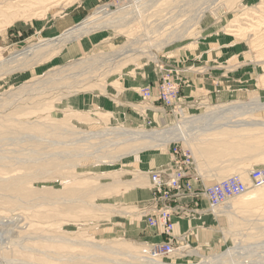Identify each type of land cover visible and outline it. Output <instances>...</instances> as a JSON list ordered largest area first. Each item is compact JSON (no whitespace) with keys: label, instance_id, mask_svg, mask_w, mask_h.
I'll return each instance as SVG.
<instances>
[{"label":"rangeland","instance_id":"1","mask_svg":"<svg viewBox=\"0 0 264 264\" xmlns=\"http://www.w3.org/2000/svg\"><path fill=\"white\" fill-rule=\"evenodd\" d=\"M10 1L12 3V0ZM10 1H3L0 4V23H3L4 17H8L11 13H14L13 9L5 13L3 12L9 7H15ZM32 1L26 4L29 5ZM129 1L121 0L119 4H116V1L113 0H78L62 10V13L59 15H55V13L60 10L54 8L49 9L45 13H39L44 10H38L31 14L29 13L18 17L11 21V25L0 29V60L40 40H48L62 35L63 31L84 21L102 6H108L112 12H116L122 5L129 4ZM141 1L137 5L139 7L128 8L125 14L116 16L120 18L124 15L131 21L128 24H125L126 20H124L123 23L118 24L119 26L115 24L116 28L99 29V31L90 32L62 46L57 54L50 59L46 55L40 61H37L35 58H28V61L26 60L27 62L25 61V64L19 70L10 72L8 71L9 67L1 68L2 70L4 69V71L0 69V74H3L0 77V95L3 94L2 98H5V93L13 91L16 88L21 89L26 83V85H31L34 82H38L35 85L38 87L42 85L38 88V91H33V94H26V97L21 94V99L19 98L18 101H15L16 99L13 98L8 102H3V99V103L0 102V122L3 115L8 121V118L21 114L20 117L18 116L21 123L45 121L44 123H47V125L50 124V127L55 125V128L58 126L57 124H62L61 121L64 117L71 116L70 122L72 126L69 127L71 130L78 129L97 132L105 128L123 127L139 131H159V128H152L145 124L128 125L127 123L119 121L116 115L111 114L112 111H107L108 109L104 110V107L101 106L96 107V104L93 103L96 101L101 103V100H107L111 104L117 101L122 105H126L129 102V105H135L136 110H138V107L141 110L144 104L137 93L140 91V88L127 92L122 88L119 80L125 76L134 77L135 71L141 72L143 69L151 70L155 77L154 84L147 86L152 91L153 96H155L157 85L165 76L175 83H178L180 88L178 78L181 77L182 71L187 69L189 74H192L191 79L193 81L197 79V76L201 78L194 83L200 89L196 91L198 96H200H197L198 98L228 100L232 101V105L238 103V105H251L257 99L258 102L264 104V0ZM3 3L5 4L3 5ZM21 8V5L16 6L14 10H21ZM243 16L248 17L253 23L256 22V24H251V21L239 20ZM106 19V17H102L92 21H97L95 24L100 25ZM235 20L239 21L238 30L241 29L240 32L244 31L239 34L238 38L225 32ZM91 37L100 38L99 43L92 45L87 50H79V47L77 48L78 43L84 42L85 39ZM137 41L138 44L134 45V47L136 46L135 48H144L143 50H145L147 46L151 50V54H154V57L144 54H140L141 56L136 55L132 60H128L129 63L127 62L125 66L121 65L120 67L117 65L111 66L110 63L100 66L93 64L95 60L106 58L110 53L121 50L125 45H131V43ZM72 47H76L75 49L77 50L75 52L72 51ZM91 58L94 61H89ZM81 59L84 60L83 63L78 65L71 64ZM80 69L84 74H80ZM56 71H60L61 76H66L70 73L76 76L74 78L69 77L70 79L67 78L60 82L54 81L52 83H46L49 77L53 76ZM85 72L88 73L85 74ZM48 84H51L53 87L51 85L49 87ZM127 93H133L135 95L133 102L126 101L124 95ZM182 96L183 93L180 88L177 101H181ZM89 100H92L91 103ZM19 102H23L24 105ZM14 104L19 106L14 108ZM127 108L129 109L128 112H130L131 109L129 106ZM244 118L246 120H252L250 116H248V119L247 116H244ZM252 118L264 121V110L253 112ZM3 135H1L2 139L0 140H7L0 143V159L5 156H16V153L7 154V151L17 149L16 142L11 140V137L16 138V135L12 133H4ZM230 135H238V137H233L236 140L234 141V147L241 145L243 147L244 145L250 146L249 150L244 148L242 156H234V158H249L251 161H254L253 166L249 167L248 171H244L243 169L235 171L231 176L242 173L244 175L242 179L249 182V171L255 168L264 170V130L252 129L249 131H238V133L233 131ZM22 137L25 136H18L21 140ZM59 137L52 136L50 139L66 142V145L64 144L65 146L62 145L61 147L60 145L59 147L47 148V143H42V145L39 143L40 148L44 147L46 153L47 151L51 153L54 150L59 153L63 149L65 151L68 149L69 152L78 148V144L76 145L73 141H70L72 139L71 135H67L65 139ZM68 142L69 144H67ZM19 145L22 150L26 148V150H23L25 152L24 154H26L27 150L32 148L33 143L28 141L27 138H23ZM126 146H120L116 149L106 148V150H109V154L111 155H117L118 153L127 152L130 147ZM152 150L157 155H160L163 148L156 147L152 148ZM243 152H249V154L243 155ZM71 156L69 155L65 158L66 160L64 158L60 160L58 157H56L57 159L53 157L54 159L52 160L56 161L54 164L58 165L57 170H53L51 165H47V170L43 167L40 174L36 172L35 174L38 177L39 175L41 176L39 178L37 177V179L35 178L33 182L31 181V184H28V187L30 186L31 188L26 186L24 191L25 195L23 196L24 199L20 191L17 194L8 188L7 183L0 182V194L2 195V198H0V215L2 217H11L17 214L24 215L30 221L34 220V223L48 228L52 234L55 230V233L71 238L80 237L81 234H84L85 236L83 237L85 238L91 237L103 243H120V246L131 251L140 252V250L146 249L150 245L149 243L136 240L131 235H128V233L123 235L127 229L132 227L142 235L148 231V228L139 219L132 222L130 219L131 217H139L141 219L139 213L142 208L154 204L150 182L148 184L146 178L156 171H143L142 165L140 164H143L144 151L139 155L136 153L133 157L125 155L119 160L107 163L106 161H96L95 158H87L78 162L76 167H73V164L76 162L75 157L72 158ZM18 158L23 160L21 156ZM15 163L16 161L13 159L6 162L9 171H20L19 168L22 164L18 165ZM61 163L64 164L62 165L65 168L60 167L62 166ZM49 166L50 168H48ZM34 170L32 171L33 173ZM23 171L32 176V172L25 170H21V174L24 173ZM14 173L12 172L11 174ZM86 181L92 182V184L90 183L91 186L89 189L77 186L81 182ZM63 186L67 188L65 189ZM96 186L97 188H95ZM69 187L71 188L70 190L68 189ZM31 189L33 192L30 191ZM63 189H65V192H63ZM139 191H147L152 196L150 201L147 203L141 201ZM65 195L68 196L66 197ZM11 196H16V198H11ZM40 197H45L47 200L53 201L52 204L54 206L46 205L48 203L45 200V208L50 206L49 209L53 210V213L46 214L50 210L47 209L46 212V209L44 208L42 210L41 206L39 210L35 208L36 210L34 209L32 213L31 209H28L30 203L24 205V202H29L31 199L33 201L35 200L33 202L34 205L42 203L43 198L40 201ZM9 198L17 200L14 201L16 203H8ZM64 198L65 200H79L76 203L69 202V205L66 204L65 206ZM241 199L243 201L245 200V202ZM80 200L87 203V205L83 207ZM234 202L238 205L232 209L235 210L233 213H231L232 210L228 211L232 216H227L228 219H235H232L233 224L231 226L226 215L222 214L223 210L221 206L214 211L212 210L213 212L207 209L209 215L217 220L218 226L212 230L213 239L211 241H207V243H204L205 245L199 242L203 245L202 252L197 251L199 252L197 253L187 243H182L179 245L181 249L178 253L164 259L160 258V260L166 264H197L204 261L205 258L222 255L227 249L236 244H240V240L242 242L244 241L243 243L263 241L264 186L258 188L257 191H251L247 195L235 199ZM19 203L22 205L21 208H18ZM55 204L57 205L55 206ZM93 204L101 207V211L94 210L90 206ZM239 204L243 207L241 205L239 206ZM52 206L54 209H52ZM169 206L173 207L174 205L169 204ZM55 208L57 209L56 215H54ZM81 210L83 211L81 212ZM35 211L38 213L34 215ZM173 212L174 216L182 215L187 218H192L193 215L198 217L204 211L198 209V211H188L187 214L183 210L181 212L179 210V213L178 211ZM62 213L65 215H62ZM37 214L39 216H36ZM72 214L74 216L76 215V218L66 217ZM78 214L81 217H78ZM49 216L50 218H48ZM2 217L0 216L1 219ZM57 217L60 218L58 219ZM239 217H242L245 221L249 219L252 222L250 224L245 223ZM66 218L69 220L67 221ZM72 219H79L80 222L76 224ZM52 222H55L56 225L48 227ZM20 231L23 235L24 230ZM210 236L211 234L209 232L208 234H203L200 238L203 237L209 240ZM179 239H182V237H179Z\"/></svg>","mask_w":264,"mask_h":264},{"label":"bare ground","instance_id":"2","mask_svg":"<svg viewBox=\"0 0 264 264\" xmlns=\"http://www.w3.org/2000/svg\"><path fill=\"white\" fill-rule=\"evenodd\" d=\"M3 1H10V0H0V4ZM29 1H31V0H12V3L10 1L11 4L15 5L14 8H16V6H20V5L22 8H21V10L19 9L16 11L14 10V8H11V7L5 9L3 11L4 13L6 11H9L12 9H13L14 13H11L10 16L3 18L4 21H3V23H0V29L5 27V26L11 25V23H12L11 21L15 20L16 18L24 16V15L29 14V13L31 14L34 11H38V10H44L43 12L40 11L39 13H45L49 9L57 8L60 11L56 12L55 15H59L60 13H62V10L71 6L72 4L77 2L78 0H33L31 4L27 5L26 3ZM140 1L141 0H130L129 4L122 5L118 9V11H116V12H112L110 10V8H108V6H102V7L98 8L92 15H89L84 21L80 22L79 24L75 25L72 28H69V29L63 31L62 35L54 37L52 39H48V40H40L39 42H37L35 44H32L30 46H27L26 48H23L22 50H19L17 52L10 54L7 58H4V59L2 58L0 60V69L3 67H9L8 71H10V72L19 70L25 64L24 62L28 58L29 59L35 58L37 61H40L44 57V55H46L47 57H49L48 59H50L51 57H53L54 55L57 54V52L60 50V48L62 46H64L65 44H67L69 42L75 41V40L79 39L80 37L85 36L86 34H88L90 32L99 31V29L103 30V29L116 28L115 24L118 25L119 23H123L124 20H126L125 24H128L131 21H129V19H127L124 15H122V17H120V18L116 17V16H119L121 14H125V12L128 8H131V7L136 8L135 6H137ZM141 3H142V1H141ZM4 4L5 3H3V5ZM137 7H139V6H137ZM257 10H259V9L257 8ZM252 15H254V14H252ZM102 17H106L107 19L105 21L101 22L100 25L95 24L97 21L96 22L92 21V20L99 19ZM239 20H243L246 22L251 21V24H253V25H254V23L256 24V22L253 23L252 20H250L248 17H244V16L240 17ZM195 21H197V20L195 19ZM238 23H239L238 20H235L234 22H232L229 26V29L227 28L225 30V32H227L229 35H231L233 37L238 38L239 34L241 32H244V31L240 32L241 29L238 30V27H239ZM248 26L250 27V25H248ZM135 44H138V41L131 43V45H127V46L125 45L124 48H122L121 50L114 51L113 53H110V54L108 53L109 55H107L106 58H103L101 60H97L98 62L96 60L94 61V59H92V58L89 59V61H94L93 64L98 65V66L105 65L106 63H110L111 66L117 65L120 67L121 65L125 66V64H127L128 60H130V59L132 60L133 57L136 55L144 54V55H150V56L154 57V54H151V50H149V48L147 46L145 47L147 50L146 49L143 50L144 48L143 49L135 48L136 47V46L134 47ZM83 61L84 60L81 59V60L75 61L71 64L78 65L80 63H83ZM33 62H35V61H33ZM26 67H28V66L26 65ZM89 67H90V65H89ZM2 71H4V69ZM10 72H7V73H10ZM86 73H88V72H85V74ZM60 74H61L60 71H56L54 75L52 74L53 76L49 77V79L46 81V83H52L54 81L60 82V81L67 79V78L70 79L69 77L74 78L76 76L72 73H70L66 76H63V75L61 76ZM80 74H84V72H82L81 69H80ZM2 75L3 74H0V77ZM36 83H38V82H34L31 85H26L27 84L26 83L21 87V89L16 88V89H13V91H9V92L6 91L7 93H5V95H4L5 98H2L3 94L0 95V102H2L3 99H4L3 102H8V101L12 100L13 98L16 99L15 101H18V99L21 97V94L25 95V97H26V94L32 93L35 90L38 91L39 90L38 88H40L42 84L38 87L37 85H35ZM50 85L48 84L49 87H50ZM51 87H53V86L51 85ZM19 103H16V104H19ZM21 103L23 104V102H21ZM238 104H233V105L231 104L227 107H223V108L213 110V112L211 114V116H212L211 118L219 117L218 120L225 118L223 120V122L221 121L222 125L229 126L228 128H231V130H232L231 133L233 131L238 133V131L242 132V131H249L252 129L264 130V121L257 119V118H252L253 112L264 110V104L258 102L257 99L254 100L253 104H251V105L244 104V103H243L244 105H238ZM9 105H11V104H9ZM18 106L15 105L14 108L18 107ZM11 107H13V106H11ZM69 115H71V114H69ZM18 116L20 117L21 114ZM18 116L14 115V117L8 118V121L5 119L6 117H4V115L1 117L2 120L0 122V139H2L1 135H3L4 133H12V134L16 135V138L11 137V140H14L16 142L17 149L7 151V154L16 153L17 155L14 157H7V156L1 157V159H0V182L1 183H7L8 188L15 191V193H17V194L20 191L22 197L25 195L24 191L26 189V186L28 187V184H31V181L33 182V180H35V178L37 179L38 176H37V174H35L36 172H38L40 174L41 171L43 170V167L46 168L47 165H51L53 170L58 169V165L54 164V162H56V161L52 160L56 157H58V159H60V160L63 158H64V160H66L65 158H67L69 155L70 156L72 155L71 157L72 158L75 157L74 159L76 160L75 164H73L74 165L73 167H76L78 162H80L84 159H87V158H95L96 161L97 160L102 161V162L106 161V163H107V162L119 160V159L123 158L125 155H133V154L138 153L139 151H143L146 149H152V148H156V147H164L166 142L169 141V140H167L168 136L166 137V133L170 132V131H167L165 133H163L161 130H159V131L153 130V131L148 132V131H139V130L126 129L123 127H117V128H105V129L97 131V132H88V131H82V130H78V129L77 130L76 129L71 130L69 128L72 126L71 122H70L71 116L64 117V119H62V121H61L62 124H60V125L57 124L58 126L55 128H54L55 125L53 126L51 123L52 127H50V124L47 125V123H44L45 121L21 123ZM244 116H247V119H248V116H250L251 117L250 119H252V120H246V118H244ZM77 119H79V118H77ZM5 123H8V124H5ZM213 125H214V123H213ZM217 125H220V124H217ZM179 127H182V126H179ZM181 130L182 129L180 128L179 131H181ZM171 131H173V130H171ZM174 131H175V129H174ZM183 131L180 132L181 135H183ZM197 131H199V130H197ZM170 133H173L171 135H176L177 132H170ZM186 134H188V133H186ZM67 135L68 136L71 135L72 139L69 138L70 141H73V143L76 145L78 144L77 149H74L73 151H69V152H68V149H67V151H65L63 149V151H61L59 153L55 152V150L53 152L50 150L51 153L48 151L46 153L45 148L44 147L40 148V146H39V143H41V145H42V143H45V144L47 143L48 145L47 146L45 145L47 148H49V147L52 148L54 146L59 147L60 145L62 147V145H64V144L66 145V142L56 141V140H52L50 138L52 136H55V137L60 136L59 138L65 139V137ZM18 136H25V137H22V140H23V138H27L28 141L33 143L31 149L27 148L28 150H27L26 154H24L25 152L23 151V150H26V148L23 150L20 149L19 144L22 140H21V138H18ZM229 137H231V135H229ZM232 137H238V135L237 136L233 135ZM5 140H7V139H5ZM5 140H2V141L0 140V143L5 141ZM231 140H229V141L231 142ZM66 141H67V139H66ZM234 141H236V140H234V138H233V142ZM67 144H69V142ZM124 145H127L128 147H130V148H128L129 150L125 153H118L117 155H114V154L111 155V154H109L110 151L106 150V148L107 149L108 148L109 149L110 148L116 149V148H118L120 146H124ZM80 147H85V148H80ZM20 156L23 157V160H20V158H18ZM27 156H28V158H27ZM11 159L16 161L15 164H18V165L22 164L21 167L19 168L20 171L25 170V171L32 172L35 169L34 173L32 172V176H30L27 172H24V171H23L24 173L22 172L23 174H21L20 171H9L8 170L9 167L7 166L6 162H8V160H11ZM60 162H62V161H60ZM63 163H61V165ZM63 165L60 167H63ZM35 166H37V168H35ZM48 168H50V166ZM63 168H65V167H63ZM7 170H8V172H7ZM46 170H47V168H46ZM12 172H15V173L11 174ZM249 174H250V171L248 172V177H249L248 181L250 180ZM40 176L41 175H39V177ZM235 176H238V178L244 184H246L249 189L237 197H233V198L231 197V198L227 199L224 203H222L220 205L222 207V210H223L222 214H225L227 219H228L227 216L231 215V213H233V211H235L232 209H234V207H236L238 205L237 203L234 202L235 199H238L239 197H241L243 195H247L251 191H257L258 188H261L264 186V183L260 186H253V185L249 186L250 181L246 182L245 180H243L242 178L244 177V175L242 173L241 174L239 173V175L235 174V175L230 176L228 178H225L223 180L225 181V180L232 178V177H235ZM42 177H44V176H42ZM223 180H221V181H223ZM87 181L81 182L77 186L78 187H84L85 189L86 188L89 189L92 182H87ZM221 181H219V182H221ZM28 188H31V187L29 186ZM32 188L34 189V187H32ZM95 188H97V186ZM65 189H63L64 190L63 192H65ZM68 189L70 190L71 188L69 187ZM81 189H83V188H81ZM30 191H32V189ZM66 191H68V190H66ZM72 191L74 192V190H72ZM53 193H55V192H53ZM99 193H100V191H99ZM34 194H35V192H34ZM0 198H2L1 194H0ZM11 198H16V196H11ZM11 198H9L10 200L8 203H11V204L14 203L15 204L16 202H14V201H17V200H14ZM41 198H43L42 200L44 201V203H43V201H41ZM250 198H252V197H250ZM23 199H24V197H23ZM243 199H241V200L243 201ZM39 200L42 203L34 205L33 202H35V200L33 201V199H31L29 202L28 201L24 202V205H26V204L28 205V203L33 204V205L29 204V206H28L29 207L28 209H31V212L34 211L35 208L39 210L41 207H42L41 209L44 210L46 202L48 203L46 205H53L54 206V204H52L53 201L47 200L45 197H40ZM45 200H46V202H45ZM75 200H69V199L65 200V198H64L65 206L69 202L70 203H74V202L76 203L79 199H77L76 201ZM82 200H80V203H81V205H83V207H85L87 205V203H84ZM243 202H245V200ZM17 205H16V207L19 206L18 208L22 207V205L20 203L18 206ZM56 205L57 204H55V206ZM240 205L241 204H239V206ZM90 206L96 211H101V209H100L101 207H98L94 204L90 205ZM49 207L45 208L46 212H47V209L50 210ZM242 207H240V208H242ZM218 208H216V209H218ZM52 209H54V207ZM89 210H90V208H89ZM229 210L230 211L232 210L231 213L228 212ZM56 211H57V209L54 211V215L57 214ZM82 211L83 210H81V212ZM9 212H12V211H9ZM51 212L53 213V210H50L46 214H50ZM58 212H60V211H58ZM66 212H65V214H67ZM90 212L92 213V211H90ZM36 213H38V212L35 211L34 215ZM44 214H45V212H44ZM65 214L62 213V215H65ZM68 214H69V212H68ZM0 216L2 217V215H0ZM36 216H39V215L37 214ZM94 216H96V215H94ZM98 216H100V215H98ZM66 217L76 218V215L74 216V214H72V215H68ZM78 217H81V216H79V214H78ZM48 218H50V216ZM57 218L59 219L60 217H57ZM62 218H63V216H62ZM240 218L242 219V217H239V219ZM232 219L233 218L228 219L230 226L233 224ZM60 220H62V219H60ZM68 220L69 219H67V221ZM233 220H235V219H233ZM242 220L245 221L244 219H242ZM33 221L34 220L30 221L27 217H25L24 215H21V214H17L15 216H11V217L5 216V217H2V219L0 218V264H44L45 262H46L45 264H166L162 260H160L159 257H157V258H153V257L146 258V257H144L143 251L145 249L142 251L140 250V252L131 251V250L126 249L125 247L120 246V243L119 244H117V243L114 244L112 242L103 243L102 241H96L95 239H93L91 237L85 238V237H83V236H85L84 234L83 235L81 234L80 237L77 236L74 238L66 237L64 235L57 234V233H55L56 230L54 232L55 234L54 233L52 234L49 232L48 228L41 226L38 223H34ZM73 222H76V224H77L80 222V220L75 219V220H73ZM251 222L252 221L249 219H247L245 221V223H248V224H250ZM54 225H56V223L52 222L50 225H48V227L54 226ZM62 225H63V223H62ZM235 226H237V225H235ZM20 230H24L23 231L24 236L22 235V232ZM242 235H244V234H242ZM243 242L240 240V244H236L235 246L227 249L226 252L223 253L222 255H217V256L205 258L204 261L199 262L197 264H264V240L263 241L247 242V243H243Z\"/></svg>","mask_w":264,"mask_h":264},{"label":"crops","instance_id":"3","mask_svg":"<svg viewBox=\"0 0 264 264\" xmlns=\"http://www.w3.org/2000/svg\"><path fill=\"white\" fill-rule=\"evenodd\" d=\"M98 41H100V38H87L84 40V42L82 41L81 43H78L77 48L79 47V50H87L88 48L92 47V45L98 44ZM75 48L76 47H72L71 50L75 52L77 50ZM142 76H144V78H142ZM191 78L192 74H189L187 69H184L182 71L181 77L178 78L180 88L183 93L181 101L176 102L179 111H172L171 108L164 106L154 96H152L150 100H142L139 92H137L138 96L144 104V106L141 107V110L139 107L138 110H136V107H134L135 105H129V102L126 105H122L117 101H115L113 103L115 105H113L107 100H101L102 104L98 103V101L93 103L96 104V107L101 106L104 107V110L108 109L107 111H112L111 114L116 115L119 121L127 123L128 125L135 126L136 124H145L147 126V122L150 121V127L157 129L159 128L163 133L167 131L177 132L176 135H171L173 133L170 132H167L168 134L166 133V137L168 136L167 140L169 141H167L165 146L162 147L163 151L160 153V155L154 153V150L152 149L143 150V164L140 165H142V169L145 172L158 170L168 172L171 169V150L173 147H178L181 150L190 152L192 157V166L188 170V179L193 187V193L195 195H187L183 198L171 201L168 204L174 205L173 207H170L173 209V211H178V213L179 210L181 212V210L198 211V209L200 211L206 212H203L198 217L193 215L192 218H187L182 215L173 216L171 220L173 223V231L171 236L175 246H179L182 243H187V245L190 246V248H192L194 251L202 252L203 245H205L204 243H207V241H211L213 239L212 230L218 226V222L207 212V209H209L208 202L201 195V190L203 187L210 186L230 177L235 171H240L242 169L244 171H248L249 167L253 166L254 161L249 160V158L235 159L234 156H242V151L244 150L243 148H247L249 150L250 146L245 145L243 147V145H241L242 147H234L235 143L232 141V135L229 137L232 131L231 128H228L229 126L222 125V122L225 118L219 120V117L211 118L213 110L227 107L231 105L232 101L198 98L200 96H198L196 91L200 89L199 86L194 83L201 78L197 76V79L194 81ZM154 80L155 77L151 70L143 69L141 72L135 71L134 77L125 76L121 78L119 82L124 90L131 92L136 88L141 89L154 84ZM176 84L179 87V84ZM124 98L126 101L133 102L135 95H133V93H127L124 95ZM89 101L91 103L92 100ZM127 106H129L131 109L130 112H128L129 109ZM178 125L182 127H179ZM178 128H181V131L184 130L183 135H181V131H179ZM229 140H231V142ZM143 151L138 152L137 155ZM248 154L249 152H243V155ZM135 155L136 154H133L129 157H133ZM146 179L147 183L149 184V177ZM151 197L152 196L147 191H139V198L144 203L149 202ZM130 219L131 222L137 221V219H139L141 223L146 228H148V231L142 235L132 227L127 229L123 235L128 233V235H131L134 239L149 244L161 243L167 239L165 235L161 233V229L159 227H148L145 219H140L139 217H131ZM209 232L211 234L209 240L203 237L200 238L203 234H208ZM179 237H182V239H179ZM199 242H202L203 245Z\"/></svg>","mask_w":264,"mask_h":264},{"label":"built area","instance_id":"4","mask_svg":"<svg viewBox=\"0 0 264 264\" xmlns=\"http://www.w3.org/2000/svg\"><path fill=\"white\" fill-rule=\"evenodd\" d=\"M116 1V4L121 0ZM161 69V67H160ZM155 98L164 106L176 111L179 108L176 105L179 94L178 85L168 77H163L157 85ZM142 100H150L152 91L148 88H142L139 91ZM147 126H151V122H147ZM192 166V157L190 152L173 147L171 150V169L168 172L156 171L149 175L150 188L154 199V204L142 208L139 216L145 219L148 227L161 229V233L167 238L161 243H152L143 251L146 258H166L179 252V246H175L172 238L174 216L173 209L169 206V202L185 197L187 195H195L193 187L188 179V170ZM249 186H260L264 183V170L255 168L250 171ZM248 186L244 184L238 176L214 183L210 186L203 187L201 195L208 202L210 211L218 208L227 199L237 197L248 190ZM195 197V196H193ZM184 213L187 214L188 211ZM197 211V210H195ZM213 212V211H212Z\"/></svg>","mask_w":264,"mask_h":264}]
</instances>
